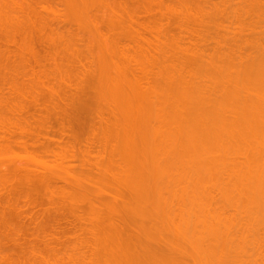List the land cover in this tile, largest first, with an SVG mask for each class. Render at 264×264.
I'll use <instances>...</instances> for the list:
<instances>
[{
  "label": "rangeland",
  "instance_id": "rangeland-1",
  "mask_svg": "<svg viewBox=\"0 0 264 264\" xmlns=\"http://www.w3.org/2000/svg\"><path fill=\"white\" fill-rule=\"evenodd\" d=\"M257 57L264 0H0V264H205L168 216L160 90Z\"/></svg>",
  "mask_w": 264,
  "mask_h": 264
},
{
  "label": "bare ground",
  "instance_id": "bare-ground-1",
  "mask_svg": "<svg viewBox=\"0 0 264 264\" xmlns=\"http://www.w3.org/2000/svg\"><path fill=\"white\" fill-rule=\"evenodd\" d=\"M224 64L213 86L200 79L171 94L160 90L159 135L170 153L163 182L176 187L168 216L204 252L205 264H257L245 249L251 236L261 248L256 235L264 234V57L243 70ZM227 79L235 83H222ZM134 105L124 99L127 110ZM209 186L236 207L232 223L211 207Z\"/></svg>",
  "mask_w": 264,
  "mask_h": 264
}]
</instances>
